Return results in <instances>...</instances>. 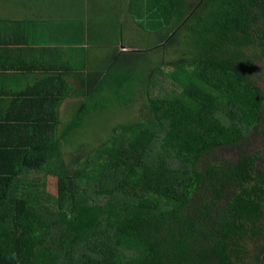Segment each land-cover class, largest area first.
I'll return each instance as SVG.
<instances>
[{"label":"trees","instance_id":"trees-1","mask_svg":"<svg viewBox=\"0 0 264 264\" xmlns=\"http://www.w3.org/2000/svg\"><path fill=\"white\" fill-rule=\"evenodd\" d=\"M137 5L154 47L78 74L90 96L66 123L52 94L63 90L35 88L29 102L44 104L24 111L21 140L0 136V264H264V0ZM167 47L180 48L159 64L176 88L162 95L152 70L146 117L81 144L113 69L127 63L133 75ZM118 80L113 93L132 92Z\"/></svg>","mask_w":264,"mask_h":264},{"label":"crops","instance_id":"crops-1","mask_svg":"<svg viewBox=\"0 0 264 264\" xmlns=\"http://www.w3.org/2000/svg\"><path fill=\"white\" fill-rule=\"evenodd\" d=\"M137 3V6H143L144 0H137ZM125 6L129 11L123 18L124 13L119 8ZM139 11L136 12V0H0V136L14 134L15 139L21 140L23 131L27 129L24 111L30 112L34 104L41 102L37 97L29 102L35 88L54 86L62 89L63 92L58 94L52 91L56 97L53 102L58 105L59 112L53 107L68 118V113L63 109L70 103L69 100L76 98L84 102L88 98L86 96H90L79 91L84 78L77 79L78 74L109 70L117 57L147 50L145 48L149 45L127 50L124 45L119 48L116 42L117 37L123 35V30L132 34L137 27L142 31L140 36L146 34L151 38L140 28V22L146 20L142 14L144 7L141 15L136 16ZM130 24L133 30L128 28ZM153 53L148 52L144 56ZM100 54L108 59L101 69ZM129 58L134 60L136 55L131 54ZM139 62L142 64L141 58ZM128 68L129 65L124 63L113 69L109 79L105 80L107 89L95 92L94 106L101 101L100 96L114 94L123 101L137 97L146 101L152 95L153 86L148 89L139 84V80L125 70ZM120 73L127 76L125 87H132V92L118 90L113 93L111 90L117 88ZM148 81L151 83L149 76ZM71 87H75L74 94L72 91L65 92ZM136 100L140 101L138 98ZM114 104L121 107L117 101ZM45 109H48L47 104ZM10 114L14 116L8 121Z\"/></svg>","mask_w":264,"mask_h":264},{"label":"rangeland","instance_id":"rangeland-1","mask_svg":"<svg viewBox=\"0 0 264 264\" xmlns=\"http://www.w3.org/2000/svg\"><path fill=\"white\" fill-rule=\"evenodd\" d=\"M199 2V0H190V3L196 4ZM119 11L124 13L122 16L125 18V15L127 11H129L128 6L119 8ZM129 17V15H128ZM128 28L132 29V25H128ZM142 31L137 27L134 30V33L128 34L126 31L123 30L122 36H118L116 39V42L119 44V48H121L122 45L126 46L127 50H132L133 48H142L145 45L147 46L145 49L154 47L156 45V40L152 37H148L146 34L143 36H140ZM133 39L134 42L132 43L130 39ZM175 48L167 47L164 50L163 49H155L154 53L146 57V62L142 63L140 66V69L136 71L131 77H133L136 80H139V84L144 85L145 88L151 89L152 84L148 81V76L151 74L152 70H155L154 74L158 76L160 87L162 88L161 94H165L171 91V89L176 88L175 84L172 85L171 80L168 76L171 74V69L169 67H160V63L169 64L170 62H175L180 57V48L176 50ZM106 55V54H105ZM101 60L99 61V69L102 68V66L106 65L108 62V59L106 56L103 57L102 54H100ZM142 61V60H141ZM105 70V69H103ZM166 74V75H165ZM124 73H120L119 77H122ZM257 82L259 85L262 86L264 89V73L262 75H259L257 77ZM156 83H158L156 79ZM141 85V86H142ZM157 92V88H152V95H155ZM138 101L137 103L132 104L133 109L131 108L130 104H125V106L118 107L115 103V100L111 96H100L99 99L102 101H106L107 103H100L96 104L98 108L101 109V111L98 114L93 115L90 119L92 121V125L90 127H87L83 129L84 136L81 139V144L87 145V148H92L95 144L100 143L106 136L111 132V129L117 125L120 124H126L134 122L138 119H142L146 117L145 111L139 110V106L141 104L145 103V100H143L140 97H137ZM76 98H72L69 100L70 103L67 104V106L63 109L65 112L68 113V118H65V114L62 113L60 110V118L64 121H70L76 114L78 108L80 107L82 103V99L75 100ZM85 101V100H83ZM115 108H118L115 110ZM264 126V121H263ZM92 138L94 140H92ZM258 148H260L264 152V138L261 137L258 140ZM235 154L233 151H230L227 153V159H234ZM40 178H42V175H40ZM130 245V244H129ZM251 245L249 246V249H251ZM250 264H257L255 256L252 255V259L249 257L248 261Z\"/></svg>","mask_w":264,"mask_h":264},{"label":"clouds","instance_id":"clouds-1","mask_svg":"<svg viewBox=\"0 0 264 264\" xmlns=\"http://www.w3.org/2000/svg\"><path fill=\"white\" fill-rule=\"evenodd\" d=\"M15 254L13 253V258H14Z\"/></svg>","mask_w":264,"mask_h":264}]
</instances>
